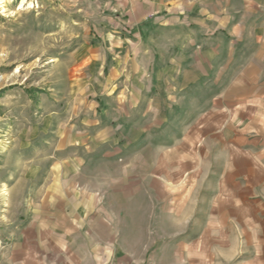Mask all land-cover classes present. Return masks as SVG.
<instances>
[{"label": "crops", "instance_id": "0c3cea01", "mask_svg": "<svg viewBox=\"0 0 264 264\" xmlns=\"http://www.w3.org/2000/svg\"><path fill=\"white\" fill-rule=\"evenodd\" d=\"M130 11L13 264H264V0Z\"/></svg>", "mask_w": 264, "mask_h": 264}, {"label": "rangeland", "instance_id": "374dc122", "mask_svg": "<svg viewBox=\"0 0 264 264\" xmlns=\"http://www.w3.org/2000/svg\"><path fill=\"white\" fill-rule=\"evenodd\" d=\"M138 2L0 0V264H13L12 246L45 193L53 146L82 125L97 82L125 54L113 49L156 26L132 19Z\"/></svg>", "mask_w": 264, "mask_h": 264}]
</instances>
